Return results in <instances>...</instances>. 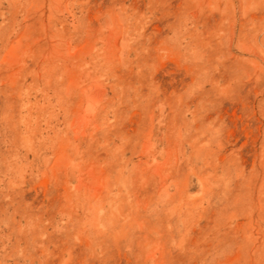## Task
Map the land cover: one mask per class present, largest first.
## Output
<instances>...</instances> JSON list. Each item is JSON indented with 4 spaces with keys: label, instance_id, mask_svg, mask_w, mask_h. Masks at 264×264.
Listing matches in <instances>:
<instances>
[{
    "label": "rangeland",
    "instance_id": "obj_1",
    "mask_svg": "<svg viewBox=\"0 0 264 264\" xmlns=\"http://www.w3.org/2000/svg\"><path fill=\"white\" fill-rule=\"evenodd\" d=\"M0 264H264V0H0Z\"/></svg>",
    "mask_w": 264,
    "mask_h": 264
}]
</instances>
